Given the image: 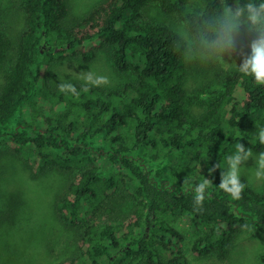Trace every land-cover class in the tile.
Instances as JSON below:
<instances>
[{
    "label": "trees",
    "instance_id": "obj_1",
    "mask_svg": "<svg viewBox=\"0 0 264 264\" xmlns=\"http://www.w3.org/2000/svg\"><path fill=\"white\" fill-rule=\"evenodd\" d=\"M261 2L100 0L77 16L70 0H20L18 39L0 23V146L35 180L67 175L55 214L75 247L59 264H190L185 236L170 222L180 213L210 228L192 247L201 257L225 256L244 227L264 237V190L246 177L240 199L219 188L237 144L264 152V84L231 67L189 89L190 44L152 15L179 19L195 47L214 56L225 11ZM239 33L248 48L257 38L247 26ZM101 52L135 78L119 87L66 83L75 93L50 81L54 62L91 63ZM205 178L212 183L196 205Z\"/></svg>",
    "mask_w": 264,
    "mask_h": 264
},
{
    "label": "rangeland",
    "instance_id": "obj_2",
    "mask_svg": "<svg viewBox=\"0 0 264 264\" xmlns=\"http://www.w3.org/2000/svg\"><path fill=\"white\" fill-rule=\"evenodd\" d=\"M99 1L70 0L77 16L83 15ZM152 15L164 18V22L177 29L190 44L189 89L213 83L215 73L221 69H239L244 55L250 54V48L242 44L239 30L236 33V51L217 60L195 47L194 37L182 21L164 17L157 10H153ZM0 23L5 24L15 40L18 39L25 25L20 0H0ZM48 75L54 84L71 81L92 83L95 77L102 76L108 81L102 85L108 87L123 86L135 78L132 74L120 73L106 52H101L91 63L72 58L58 60L53 63ZM89 76L92 77L91 81ZM244 147L245 152L251 148L247 145ZM236 151L235 148L230 156L235 155ZM11 152L5 146H0V264H59L75 247L72 231L61 224L55 214V197L66 185L67 175L54 172L35 180L21 158ZM258 156L252 150V157L241 161L240 178L246 177L252 189L262 193L264 178L258 179L255 175ZM228 167L227 162L224 173ZM170 222L185 236L184 250L190 264H264V237L252 228L244 227L238 232L225 256L215 252L209 257H201L192 252V247L196 239L206 235L210 228L203 223L196 224L189 215L182 213L171 218Z\"/></svg>",
    "mask_w": 264,
    "mask_h": 264
},
{
    "label": "clouds",
    "instance_id": "obj_3",
    "mask_svg": "<svg viewBox=\"0 0 264 264\" xmlns=\"http://www.w3.org/2000/svg\"><path fill=\"white\" fill-rule=\"evenodd\" d=\"M247 26L250 31L257 34V38L250 42V54L244 55L242 64L239 65V71L245 75L253 76L257 83L264 84V2L260 4L249 3L243 8L238 7L235 11L231 8L227 9L224 17L218 24L213 40L209 48L213 52L217 60H222L227 53L236 51V33L241 28ZM89 80L92 77L89 76ZM108 81L105 77H95L93 85L100 86ZM61 92L70 90L75 93L76 89L73 85H59ZM260 143L264 144V130L259 132ZM235 155L227 157L228 171L224 173L223 180L219 184V188L231 195L234 199H240L246 185L240 179L241 161H247L252 157V149L248 148L245 152V147L242 143L236 145ZM241 153H244L241 156ZM257 171L255 173L258 179L264 178V152L259 153L256 159ZM216 167L219 168V165ZM215 171V168L210 169V174ZM212 181L205 178L202 183H199L194 191L195 204L201 205L205 199V189L209 188Z\"/></svg>",
    "mask_w": 264,
    "mask_h": 264
}]
</instances>
